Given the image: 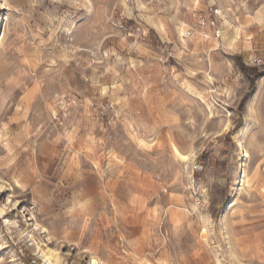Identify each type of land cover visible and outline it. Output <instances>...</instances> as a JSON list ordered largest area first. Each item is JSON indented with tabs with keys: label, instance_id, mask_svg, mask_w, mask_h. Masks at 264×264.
I'll list each match as a JSON object with an SVG mask.
<instances>
[{
	"label": "rangeland",
	"instance_id": "obj_1",
	"mask_svg": "<svg viewBox=\"0 0 264 264\" xmlns=\"http://www.w3.org/2000/svg\"><path fill=\"white\" fill-rule=\"evenodd\" d=\"M50 249L264 264V0H0V264Z\"/></svg>",
	"mask_w": 264,
	"mask_h": 264
},
{
	"label": "bare ground",
	"instance_id": "obj_2",
	"mask_svg": "<svg viewBox=\"0 0 264 264\" xmlns=\"http://www.w3.org/2000/svg\"><path fill=\"white\" fill-rule=\"evenodd\" d=\"M43 254H44V257L46 259V260H44L46 264H61L60 259L54 257V251H52L51 249L48 251H44ZM55 255H56V253H55ZM94 262H95V264H98V262L96 260H94Z\"/></svg>",
	"mask_w": 264,
	"mask_h": 264
},
{
	"label": "trees",
	"instance_id": "obj_3",
	"mask_svg": "<svg viewBox=\"0 0 264 264\" xmlns=\"http://www.w3.org/2000/svg\"><path fill=\"white\" fill-rule=\"evenodd\" d=\"M254 86V78L252 79V87Z\"/></svg>",
	"mask_w": 264,
	"mask_h": 264
}]
</instances>
